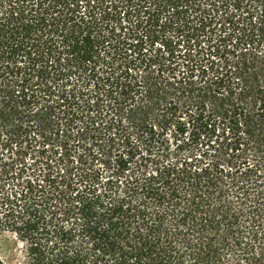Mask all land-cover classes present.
<instances>
[{
	"label": "trees",
	"instance_id": "16d2710c",
	"mask_svg": "<svg viewBox=\"0 0 264 264\" xmlns=\"http://www.w3.org/2000/svg\"><path fill=\"white\" fill-rule=\"evenodd\" d=\"M4 232L21 264H264V0H0Z\"/></svg>",
	"mask_w": 264,
	"mask_h": 264
},
{
	"label": "rangeland",
	"instance_id": "374dc122",
	"mask_svg": "<svg viewBox=\"0 0 264 264\" xmlns=\"http://www.w3.org/2000/svg\"><path fill=\"white\" fill-rule=\"evenodd\" d=\"M200 148L202 151L206 147L199 145ZM0 258L7 264H21L24 260L23 245L12 233L0 234Z\"/></svg>",
	"mask_w": 264,
	"mask_h": 264
}]
</instances>
